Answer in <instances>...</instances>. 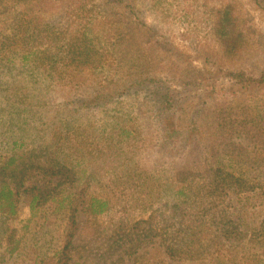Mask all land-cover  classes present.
Returning <instances> with one entry per match:
<instances>
[{
    "label": "rangeland",
    "instance_id": "1",
    "mask_svg": "<svg viewBox=\"0 0 264 264\" xmlns=\"http://www.w3.org/2000/svg\"><path fill=\"white\" fill-rule=\"evenodd\" d=\"M225 9L243 35L232 57L218 28ZM13 30L34 34L0 53V182L18 193L16 215L0 209V264L66 260L68 210L33 212L25 192L57 187L44 174L54 153L79 179L58 188L79 198L68 264H233L240 243L234 264L252 254L264 264V0H0V40ZM16 47L38 52L36 65L8 56ZM111 136L121 152L103 166L94 156ZM12 156L27 159L6 168ZM227 173L242 188L218 189ZM185 183L197 197L222 192L214 209L238 224L242 242L220 244L212 227V247L166 258L165 246L183 237L167 219ZM93 196L111 208L92 214Z\"/></svg>",
    "mask_w": 264,
    "mask_h": 264
},
{
    "label": "trees",
    "instance_id": "2",
    "mask_svg": "<svg viewBox=\"0 0 264 264\" xmlns=\"http://www.w3.org/2000/svg\"><path fill=\"white\" fill-rule=\"evenodd\" d=\"M21 1V0H16ZM222 13V16L219 19V34L223 37V45L225 46L224 54L226 57H232L235 53H237L240 50L241 42H243V35L240 33V35H236V28H235V22L234 18L231 16L230 12L225 9ZM34 33L28 32L24 38H18L19 32L17 33L16 30H13V34L11 36H7L4 39L0 40V53L3 52L4 45H2L3 42H12L13 44L16 42V40H19V42L25 43L27 40L25 38L29 37ZM12 37V38H11ZM49 36H47L48 39ZM24 48V46H21ZM44 49V48H43ZM28 49H26V52ZM22 52V51H21ZM16 48H13L12 50H9L7 53L10 54L8 56H17L21 59L22 62H25L26 60L30 59V56H34V62L36 55H38V52H28L30 54L23 53L20 55V53ZM47 52V49L40 50L39 53ZM7 61H11V58H8ZM33 61V58H32ZM21 62V63H22ZM2 65V58H0V66ZM36 65V62L34 63ZM119 128V127H118ZM117 130V128L115 129ZM118 135L122 136L123 134H126L127 137H130V128H121L119 130ZM63 139V138H62ZM16 146V143H13V147ZM63 146V145H62ZM63 148V147H62ZM122 143L119 140H114V138L111 136L109 140L104 144L103 148L101 150L97 151V156H94L95 160L102 159L103 160V166L106 165H114V161L118 158V155L121 152ZM51 147H45L44 151L49 156L52 155V151H49ZM27 155V154H25ZM65 155V154H64ZM116 156V158H115ZM58 156L54 153V156L52 158H57ZM25 156H19L15 157L12 156L8 158L4 163L5 167L9 168L10 166L16 167L20 164H23L25 162ZM55 159L51 160L50 162L47 161V163L50 164V168L48 170H45V175L50 176L51 178H57L58 183L57 187L49 188L46 190H42L40 188H33V190L26 189L25 192H31V202L30 207L33 212H35L38 207L49 204L50 206H55L57 210L62 209L65 207L69 212V221L71 223V228L68 230V238L65 242V247L62 250V257L66 260H70L72 256H70L69 252L72 251L73 247V238H74V229L76 226V213L78 211L76 202L79 201V198H74V196L78 192H72L66 195L68 192H65L64 189H58L62 184H66L70 182L72 185L76 187V183L79 182V179H76L75 175L76 173L74 170L68 169L64 164L60 162H56ZM59 159V158H57ZM69 159V153L64 157L63 161H68ZM4 169V168H3ZM96 170V168H95ZM96 171H93L91 175L87 177V182L90 181V179H96ZM128 174V173H125ZM219 176H216L218 178ZM221 179V178H220ZM216 179L217 187L218 189H225V187L228 185V187L233 188H242L243 182L242 178L236 177L233 174L227 173L221 180ZM231 188V189H233ZM177 190H174L171 197L173 199V208L170 210V216L167 220H170L172 218L175 219L174 223L177 224L180 230V234L183 235V237H180L176 240V242L172 246H165V250L163 251L161 246H154L153 248L159 249V247L162 249L163 253L165 254L166 258L173 259V260H179L182 261L185 258L191 257L196 251L199 249V247L204 244L207 246L212 247V244H214V241L212 239H206L208 236V232H213L212 227H217L216 231L218 234V240H220V244L229 238H232L233 241H240L242 242V236L244 237V232L238 228V224L231 221L229 217H227L222 210L214 209V203L215 199H219L222 194L221 191H214L215 193L211 191H206L204 195H201L199 197L193 196V192H191L188 189V184L185 183L184 186H180L176 188ZM74 191V190H73ZM71 192V191H69ZM17 196L18 193L9 185H7L4 182H0V209L3 211L6 215H16L17 214ZM195 200H194V199ZM75 201V202H74ZM75 204V205H74ZM111 208V202L102 199V198H96V197H90L89 199V210L94 215H99L105 213L107 210ZM218 208V207H217ZM220 208V207H219ZM214 209V210H213ZM261 228V235L264 237V225L260 227ZM222 235V237H221ZM242 235V236H241ZM173 240V237L171 238V241ZM254 240H257L255 238ZM175 241V239H174ZM216 243V242H215ZM247 244V243H246ZM224 245H221L218 250H214V254H217V256H224L223 253H220L222 249L224 248ZM247 247L242 246V243L239 244L236 248H233L229 251V255L234 259L233 264L235 263V259L239 257V255H242V253L246 252ZM160 249V250H161ZM228 251L227 249H224ZM213 255V254H212ZM59 260V262H64V264H68L67 262ZM220 261H217V263ZM261 256L258 255L257 257L252 254L251 259L248 261L246 260L243 262V264H261ZM216 263V264H217Z\"/></svg>",
    "mask_w": 264,
    "mask_h": 264
}]
</instances>
